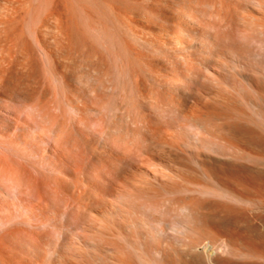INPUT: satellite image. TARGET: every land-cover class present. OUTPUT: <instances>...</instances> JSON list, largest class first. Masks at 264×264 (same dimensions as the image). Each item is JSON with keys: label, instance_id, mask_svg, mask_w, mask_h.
<instances>
[{"label": "bare ground", "instance_id": "obj_1", "mask_svg": "<svg viewBox=\"0 0 264 264\" xmlns=\"http://www.w3.org/2000/svg\"><path fill=\"white\" fill-rule=\"evenodd\" d=\"M0 264H264V0H0Z\"/></svg>", "mask_w": 264, "mask_h": 264}]
</instances>
